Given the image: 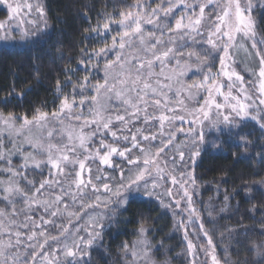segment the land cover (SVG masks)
<instances>
[{
    "label": "snow or ice",
    "instance_id": "1",
    "mask_svg": "<svg viewBox=\"0 0 264 264\" xmlns=\"http://www.w3.org/2000/svg\"><path fill=\"white\" fill-rule=\"evenodd\" d=\"M0 4L8 12L6 19L0 20L4 50L15 46L14 31L20 33L21 40L35 43L48 28L40 3L0 0ZM256 7L254 0H198L195 4L160 0L155 7L147 0H134L118 13V20L109 15L102 24L84 30L85 39L102 38L104 46L81 49L79 63L90 74L99 70L93 61L103 58V83H90L89 75L73 83L69 76L63 84L56 82L57 93L69 84L72 87L51 114L39 109L31 118L0 113V163L4 165L0 171L7 175L6 180H0V198L7 204L0 208V264H88L85 258L102 240L104 210L113 205L123 208L138 195L154 198L169 209L174 203L181 213H187L188 223L199 221L207 242L206 247H200L210 256L211 264H220L212 236L193 200L198 190L194 166L205 143L206 127L235 135L229 146L243 152L253 143L240 131L248 121H255L264 132V38L257 35ZM260 8L264 12V0H260ZM178 9L183 12L177 17ZM206 9L211 11L206 13ZM112 23L121 30L111 36L109 45L103 38ZM145 26L152 30L146 31ZM240 51L258 60L251 87L234 69ZM109 53L115 58L107 59ZM217 58L219 69L213 72ZM193 68L201 79L186 83L184 78ZM88 92L93 94L86 96ZM113 99L119 102L114 110L109 105ZM177 121L181 126H176ZM33 128L36 135H25ZM5 134L11 148L5 146ZM178 135L186 139L177 143ZM24 144L31 151L24 152ZM214 146L224 150L223 144ZM186 153L192 170L185 165ZM15 155L21 158L19 165L13 164ZM258 156L264 163V150ZM115 158L125 166L114 163ZM93 164L97 165L95 175ZM178 166L184 167L179 176L175 174ZM45 168L48 175L38 185L27 179L29 169L42 174ZM105 168L118 171L119 176L110 175ZM20 180L25 181V187ZM169 181L171 187L166 186ZM176 186L177 193H182L179 199L173 191ZM163 196L171 203L165 204ZM17 200L22 207H17ZM228 200L225 194L221 212ZM214 210L206 208L209 219ZM177 223L183 226L186 222ZM146 231L143 226L139 229L141 235ZM260 231L264 234V227ZM185 240L188 254L193 256L191 264H196L197 245L188 239L187 230ZM138 243L144 245L147 256V241ZM123 247L136 264L140 253L135 245ZM245 248L259 257L253 264H264V241L250 242ZM234 264H248V260L238 259Z\"/></svg>",
    "mask_w": 264,
    "mask_h": 264
},
{
    "label": "trees",
    "instance_id": "2",
    "mask_svg": "<svg viewBox=\"0 0 264 264\" xmlns=\"http://www.w3.org/2000/svg\"><path fill=\"white\" fill-rule=\"evenodd\" d=\"M148 1L155 4L158 0ZM256 2L253 13L256 31L259 38H264V12L260 8V0ZM133 3L134 0H43L48 28L41 38L35 43L15 42V46L6 50L0 44V113L30 118L37 109L51 112L72 87L69 84L62 93H57V80L63 84L70 76L75 83L89 75L90 83L101 81L103 58L93 61L98 63L99 70L90 74L83 70L79 61L81 49H98L104 46V42L102 38L85 39L87 34L84 30L95 27L97 23L102 24L109 15L118 20V13ZM7 16V10L0 5V20ZM112 31L111 27L103 38L108 44ZM67 69L75 71L68 72ZM18 94H22V98ZM85 95L89 96L91 92ZM5 97L7 103L4 102ZM240 131L248 134V139L253 142L246 152L229 146L236 139L235 135L221 133L210 137L211 141L207 138L194 166L198 209L213 238L221 264H234L245 258L248 264H253L259 257L247 251L245 245L264 241V234L260 231L264 227V183H260L264 181V163L258 156L264 150V137L255 134V126L243 127ZM220 144L224 146L223 151L214 146ZM105 171L111 170L105 168ZM26 175L28 180L38 185L48 172L44 170L41 174L40 170L29 169ZM20 184L25 187V181ZM225 194L229 200L226 210L221 212L225 206ZM22 206L17 200V207ZM208 206L215 209L211 219L207 216ZM6 207V202L1 199L0 208ZM105 216L102 240L97 241L85 258L88 264H123L126 254L123 246L128 244L130 248L141 226L147 228L146 235L151 243L160 246L154 251L157 260L164 254L169 261L167 264H190L173 215L154 198L134 196L123 208L110 206L109 214ZM49 231L55 234L54 230Z\"/></svg>",
    "mask_w": 264,
    "mask_h": 264
},
{
    "label": "rangeland",
    "instance_id": "3",
    "mask_svg": "<svg viewBox=\"0 0 264 264\" xmlns=\"http://www.w3.org/2000/svg\"><path fill=\"white\" fill-rule=\"evenodd\" d=\"M31 2L34 3V4L35 3H40L43 6V0H31ZM159 2H160V0L157 1V3H159ZM188 2L195 4V3L198 2V0H188ZM147 3L150 4L152 7H155L156 4H157V3L152 4L151 1H148ZM254 3L256 5L258 4L256 2V0H254ZM0 5L3 8H5V6L3 4H0ZM209 11H211V9H206V13L209 12ZM182 12H183V9H178V10H176L175 15L178 17ZM32 18H35V14H33ZM5 19H3V20H5ZM26 26L29 27V28L33 27L31 25H26ZM111 27L113 28V31L110 33L111 36L115 35L118 31L121 30L116 23L111 24ZM145 27H146V31H151L152 30V26H145ZM13 36L16 37V41L15 42H17V43L23 42V40L20 39V33L18 31H14L13 32ZM15 42H14V44H15ZM0 44H4V42L0 41ZM110 44H111V41H110ZM197 50H199V49L197 48ZM114 58H115L114 53H109L107 59H114ZM104 63H105V60L103 59L102 60L103 69H104ZM257 68H258V60L256 58H254L252 56H246L243 51H240L238 54L235 55L234 69H235V71L237 73H239L243 77L246 86L251 87V83L255 79V77L252 75V70H256ZM218 69H219V60L217 58V60L215 62V66L213 67L212 70H213V72H216ZM184 79H185L186 83L190 84V83H193L194 81H199L201 79V75L199 74V72L196 71L195 68H193L192 71L188 72L187 76ZM99 82L100 83L104 82V71H103V74H102V80L99 81ZM225 90H227V89H225ZM92 94L93 93L91 92V95ZM91 95H89V97ZM79 99H80V97H77V100H79ZM199 99H200L201 102L203 101V94L200 95ZM59 105H60V103H59ZM59 105H58V107H59ZM109 105L114 110L116 107H119V102L116 101L115 99H113L112 101L109 102ZM58 107L56 109H58ZM52 112L53 111L47 112V113L51 114ZM85 114H87V106L85 107ZM5 116H7V115H5ZM17 117H23V116H17ZM20 122H21L20 120L16 121L17 126H19ZM137 126H139V125H137ZM176 126L177 127L181 126V122L177 121L176 122ZM183 126L187 127V124H184ZM253 126L257 127V132L255 134H261V136L264 137V132H262L260 130L259 125L255 121H248L246 123L245 127H247L249 129V128H253ZM221 127H223V126H221ZM153 130H155V129H153ZM221 133L226 134V133H228V131L225 129L223 131L218 132V131H216L213 128L206 127L205 128V143L207 141V138H208L209 141H211L212 139H209L210 137H214L215 135H219ZM29 134L36 135L37 134V130L35 128H33L31 130V133L25 132V135H29ZM185 139L186 138H185L184 135H178L177 143H179L180 141H184ZM4 142H5V146L7 148H11L12 147V145L8 143V137H7L6 134L4 136ZM20 142L21 141H18V143H20ZM53 142H56V141H53ZM202 146H200V147H202ZM23 150H24V152H29V151H31V148H30L29 145L24 144L23 145ZM167 155L170 156L171 152H169ZM115 159H114V163H118V164L122 165L121 160L119 158H117V161ZM196 159H197V157H196ZM12 161H13L14 165H19L21 163V158H20L19 155H15V156L12 157ZM185 165L187 166L188 170H192L193 166H192L191 161L188 160L187 153H186V157H185ZM3 167H4V165L2 163H0V169H2ZM92 167H93V170H94L93 174H96L95 173V168L97 167V165L93 164ZM44 170H46L48 172V170L46 168L43 169V171ZM183 170H184V167L178 166L177 167V171H176L175 174L177 176H179V172L183 171ZM107 172L110 175H112V176H115V177L119 176L118 171L117 172L107 171ZM6 179H7V175L4 172L0 171V180H6ZM21 181H24V180H20V182ZM166 186L171 187L170 181L167 183ZM177 188H178V186H176V188H174L173 191H174V195H176V198L179 199L180 195L182 193H177ZM161 191H163V189H161ZM195 194H196V191L193 193V200L195 202V206L198 208V204H197V201H196V195ZM1 199L2 198H0V200ZM162 199L164 200L165 204L171 203V200L168 197H166V196H163ZM183 207H185V203L182 201L181 202V208H183ZM167 209L171 212V214L173 215V217L175 219V226H176V228H177V230H178V232H179V234H180V236H181V238H182V240H183V242H184V244L186 246V253H187V256L189 258L190 264H191V262L193 260V256H190L188 254V251H187V240H185V230H187L188 239L191 240L195 245H197L196 252H195L196 264H202V262H204L205 260H207V264H211L210 256H206L205 252L200 247L202 245L204 247L207 246L206 238L203 236V233L200 231V228H199V223L200 222L194 220L191 223H188L187 222V213L186 212L185 213H181L180 209L176 208L174 203H173L172 209H169V208H167ZM174 212H175V215H174ZM104 214L105 215L109 214V209L105 210ZM179 220H184L186 223L183 226H180L177 223V221H179ZM145 229H147V228H145ZM205 229H207V228H205ZM146 233H147V231L143 235H141L140 232H139L137 238L133 241L132 245L130 246V249H132L133 245H135V250L140 253V258L138 260H136V264H167V263H169L168 259L164 256V254H162L163 258L161 257L160 260L156 259L154 251L157 248H159L160 246L156 245V244H152L150 239L147 237ZM141 240H146L147 241V256H144V252H145L144 245L138 243ZM212 240H213V238H212ZM215 252H216V256H217V252L218 251L216 249H215ZM123 264H133V257L131 256L130 252L128 254H125V260H124Z\"/></svg>",
    "mask_w": 264,
    "mask_h": 264
}]
</instances>
